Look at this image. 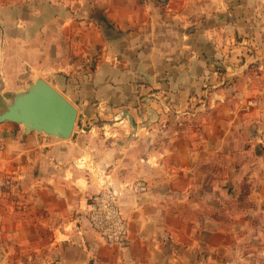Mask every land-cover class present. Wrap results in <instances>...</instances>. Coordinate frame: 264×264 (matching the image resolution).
Instances as JSON below:
<instances>
[{"label":"crops","instance_id":"crops-1","mask_svg":"<svg viewBox=\"0 0 264 264\" xmlns=\"http://www.w3.org/2000/svg\"><path fill=\"white\" fill-rule=\"evenodd\" d=\"M38 78L81 131L0 125L1 264H264V159L235 211L227 161L231 129L264 125L232 106L264 93V0H0V107ZM109 185L129 227L117 249L84 215Z\"/></svg>","mask_w":264,"mask_h":264},{"label":"water","instance_id":"water-1","mask_svg":"<svg viewBox=\"0 0 264 264\" xmlns=\"http://www.w3.org/2000/svg\"><path fill=\"white\" fill-rule=\"evenodd\" d=\"M2 108V109H1ZM78 109L42 78L28 87L10 94L0 107V125L6 122L20 125L25 132L42 133L61 141L73 137ZM128 121L134 130L131 117ZM3 257L0 255V263Z\"/></svg>","mask_w":264,"mask_h":264},{"label":"rangeland","instance_id":"rangeland-1","mask_svg":"<svg viewBox=\"0 0 264 264\" xmlns=\"http://www.w3.org/2000/svg\"><path fill=\"white\" fill-rule=\"evenodd\" d=\"M253 70L251 69L252 76H255L253 74ZM250 78H253V77ZM261 79V78H260ZM257 78L258 81H261L262 84H264V78L260 80ZM250 86L252 84L249 83ZM264 86V85H263ZM251 88V87H250ZM242 94V93H241ZM238 98H235V96L232 97V100L234 103L232 104L233 112H236L238 108L239 115L241 114H249V116L254 115L255 113L258 114L259 110L264 111V93L256 92L254 93L251 90L246 91V93L243 94V96L240 95V100H244L245 105H249L250 102H258V105L255 107H251L248 111L245 110V105H242L237 101ZM241 105V106H240ZM2 109V108H1ZM232 111V107H231ZM249 112V113H248ZM230 115H235V113H230ZM247 117V116H246ZM253 118L250 119L249 123H252ZM255 119V118H254ZM7 123V122H6ZM246 125L244 129L238 130L237 128H233L234 134L232 135V138L230 139L231 143L229 146L231 156L227 159V161L232 165L231 171L228 172V177L230 179V183L232 184V188L230 189V199L228 201V205L231 210L239 209V210H249L253 208V203L248 202L247 196L250 193V184L249 180L252 179L251 176L253 174L252 169L254 165H257V163L260 161V159H264V140L259 141L255 138V136H259L260 133L264 136V125L261 127V130L259 129V126L255 124H249ZM13 124V123H12ZM9 123L8 125H12ZM17 125V124H15ZM80 119H77V124L75 127L74 134L76 137L80 133ZM73 134V135H74ZM240 150L241 153H236ZM220 159V158H219ZM217 160V159H216ZM264 164V161H263ZM235 169H238L240 171H234ZM100 176L101 174L105 175V172H99ZM237 199V200H236ZM235 211V210H234ZM107 247V246H106ZM5 251L0 248V255H4ZM1 264V263H0Z\"/></svg>","mask_w":264,"mask_h":264},{"label":"built area","instance_id":"built-area-1","mask_svg":"<svg viewBox=\"0 0 264 264\" xmlns=\"http://www.w3.org/2000/svg\"><path fill=\"white\" fill-rule=\"evenodd\" d=\"M165 5L169 0H158ZM258 102H251L255 107ZM136 193L146 192V186L136 183L130 187ZM119 191L112 186H105L87 201L84 208L85 218L92 231L109 249L126 246L129 234L127 220L119 203Z\"/></svg>","mask_w":264,"mask_h":264}]
</instances>
